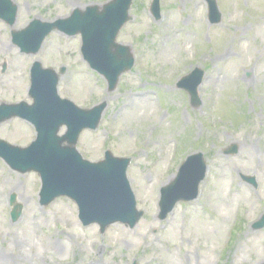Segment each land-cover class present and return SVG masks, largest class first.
Wrapping results in <instances>:
<instances>
[{
    "label": "rangeland",
    "instance_id": "rangeland-1",
    "mask_svg": "<svg viewBox=\"0 0 264 264\" xmlns=\"http://www.w3.org/2000/svg\"><path fill=\"white\" fill-rule=\"evenodd\" d=\"M14 1L20 10L16 24L0 21V104L32 103L34 62L55 70L66 66L61 97L83 108L109 104L99 130L81 135L79 151L92 162L107 150L131 158L128 177L146 215L133 230L115 225L102 235L97 225L83 229L72 201L62 198L42 208L39 176H22L0 160V253L12 258L6 264H264V229L253 228L264 213V30L257 32L264 26V0H217L223 19L216 26L209 23L206 0H161L159 22L150 12L153 0H134L133 21L119 42L134 49L137 65L112 93L83 61L80 36L54 32L35 56L21 54L11 36L35 18L53 22L110 0ZM195 68L206 71L197 109L176 87ZM137 95L142 100L123 109ZM35 138L19 119L0 126V139L12 145L26 147ZM233 147L238 155H225ZM196 153L209 167L204 192L160 222V189ZM244 177H255L257 187ZM12 194L24 209L15 223ZM13 236L16 244L10 246Z\"/></svg>",
    "mask_w": 264,
    "mask_h": 264
},
{
    "label": "water",
    "instance_id": "water-1",
    "mask_svg": "<svg viewBox=\"0 0 264 264\" xmlns=\"http://www.w3.org/2000/svg\"><path fill=\"white\" fill-rule=\"evenodd\" d=\"M132 2L133 0H113L104 7L94 6L87 8V10H76L70 18L59 20L53 24L36 20L28 29L22 32H14V41L22 47L23 51L36 54L41 49L45 38L55 29L64 31L68 35L81 33L85 42L86 60L94 69L108 78L112 91L116 87L120 75L130 70L134 63L131 48L116 42L120 30L131 19L129 10ZM209 3L211 22H220L221 15L215 0H209ZM153 8L154 14L159 18L158 2L154 4ZM16 17L17 7L9 0H0V19L13 25ZM64 72L65 70H62V73ZM201 81L202 76L197 78L191 90L180 85L189 90L195 106H198L200 102L197 88ZM32 82L31 95L35 99V104L29 106L22 103L0 107V123L15 116L28 119L39 128V139L30 149L22 151L0 141V155L12 166L23 172L31 169L42 172L45 180V189L42 194L45 204L51 203L60 195L59 193H63L58 192L49 195V192L54 190L53 184L64 179L65 172L61 165L67 166L74 162L81 168L86 166L87 173L82 175L80 183L75 187L76 191H65V193H70L79 203L83 210L82 218L85 223L90 224L98 221L105 229L108 225L121 221L134 227L141 219L142 213H137L135 210V202L126 177L129 161L109 157L107 162L94 165L83 161L75 148L79 135L84 129L98 127L106 104L93 110H81L68 101L59 99L57 94L59 76L53 71L42 70L39 63L33 69ZM63 125L68 126L69 131L66 136L58 137V132ZM65 141H68L69 146L63 147ZM230 152L231 154L237 153V148H233ZM32 157H37L40 164L36 163V159H34L35 163L32 164ZM57 164L59 168L55 166ZM44 169H51L50 173L49 171L46 173ZM202 178L203 176L200 175L193 194L185 200H192L197 197ZM167 194L168 192L165 190L164 200H166ZM181 199V196H177L172 200L168 206V211H171ZM13 202H15L14 196ZM86 210L92 213L90 219L85 217ZM20 215L21 211H15L14 219H18ZM263 227L264 218L256 224L257 229Z\"/></svg>",
    "mask_w": 264,
    "mask_h": 264
},
{
    "label": "bare ground",
    "instance_id": "bare-ground-1",
    "mask_svg": "<svg viewBox=\"0 0 264 264\" xmlns=\"http://www.w3.org/2000/svg\"><path fill=\"white\" fill-rule=\"evenodd\" d=\"M73 5V4H72ZM263 30H264V26H258V28H257V32L258 33H262L263 32ZM244 82H246V81H244ZM141 101L142 100V96H140V95H137L136 97H134V99L132 100V102H135V101ZM129 106H126V108H128ZM15 189H17L18 190V188H15ZM31 222V221H30ZM29 222V224L28 225H31V223ZM14 237L15 236H13V239L9 242V245L10 246H14L16 243H14ZM14 244V245H13ZM58 246H59V244H55V247L54 248H56V249H58ZM62 248H64V247H62ZM7 262H12V258L10 257V256H8L7 255V253H6V251L4 250V251H2L1 253H0V263H4V264H6Z\"/></svg>",
    "mask_w": 264,
    "mask_h": 264
}]
</instances>
